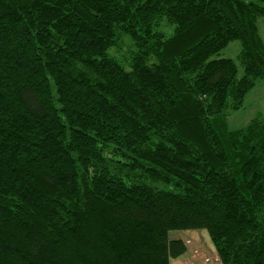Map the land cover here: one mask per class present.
Masks as SVG:
<instances>
[{
  "label": "trees",
  "instance_id": "1",
  "mask_svg": "<svg viewBox=\"0 0 264 264\" xmlns=\"http://www.w3.org/2000/svg\"><path fill=\"white\" fill-rule=\"evenodd\" d=\"M262 19L264 0H0V264H171L181 231L264 264V116L229 126L264 83Z\"/></svg>",
  "mask_w": 264,
  "mask_h": 264
},
{
  "label": "rangeland",
  "instance_id": "2",
  "mask_svg": "<svg viewBox=\"0 0 264 264\" xmlns=\"http://www.w3.org/2000/svg\"><path fill=\"white\" fill-rule=\"evenodd\" d=\"M259 25L264 32V19L260 21ZM129 46V40H125L122 50L117 54L113 52V54L124 60L129 56ZM240 51L241 45L238 42L232 43L222 51L220 57L236 60ZM260 112L264 115V83L258 85L248 94L243 109L229 120L230 129L243 128ZM171 234L180 236L186 246L182 254L176 253L171 264H221L207 231H181Z\"/></svg>",
  "mask_w": 264,
  "mask_h": 264
},
{
  "label": "crops",
  "instance_id": "3",
  "mask_svg": "<svg viewBox=\"0 0 264 264\" xmlns=\"http://www.w3.org/2000/svg\"><path fill=\"white\" fill-rule=\"evenodd\" d=\"M260 23V22H259ZM258 29H259V33H260V36H261V39L263 40L264 42V32H262L261 28H260V25L258 24ZM261 113V112H260ZM264 116V115H263Z\"/></svg>",
  "mask_w": 264,
  "mask_h": 264
}]
</instances>
